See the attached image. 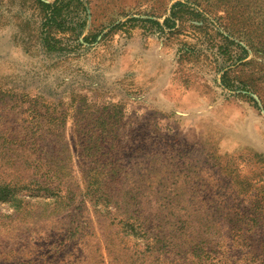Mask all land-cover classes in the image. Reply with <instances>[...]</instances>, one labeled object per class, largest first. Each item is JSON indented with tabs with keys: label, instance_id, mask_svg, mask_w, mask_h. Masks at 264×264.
Wrapping results in <instances>:
<instances>
[{
	"label": "rangeland",
	"instance_id": "rangeland-1",
	"mask_svg": "<svg viewBox=\"0 0 264 264\" xmlns=\"http://www.w3.org/2000/svg\"><path fill=\"white\" fill-rule=\"evenodd\" d=\"M37 1L0 0V264H264V0H81L55 52Z\"/></svg>",
	"mask_w": 264,
	"mask_h": 264
},
{
	"label": "trees",
	"instance_id": "trees-1",
	"mask_svg": "<svg viewBox=\"0 0 264 264\" xmlns=\"http://www.w3.org/2000/svg\"><path fill=\"white\" fill-rule=\"evenodd\" d=\"M185 2L187 1L185 0ZM185 2L180 0L172 3L168 9V16L163 18L162 23L151 20L146 21L148 28L157 29L159 32H164L166 30V33H168L166 35H178L179 29L177 23L180 22L184 16L193 19H199L201 16L200 13L189 7ZM37 5L41 14L40 40L42 47L46 51L55 52L62 50L61 42L55 37L58 34L69 32L76 38L82 36L85 27V18L80 14L81 12L83 14L81 0H54L51 3L37 1ZM87 39L88 37H83V40L86 41ZM239 48L240 47H238V49ZM241 52L246 55L244 49H241ZM244 58H238V61ZM221 81L225 89L229 91L233 89V86L224 82V77H221ZM60 126L63 128V122H60Z\"/></svg>",
	"mask_w": 264,
	"mask_h": 264
}]
</instances>
